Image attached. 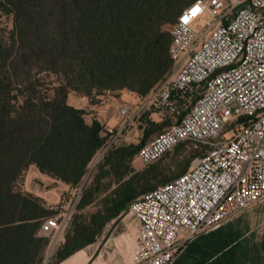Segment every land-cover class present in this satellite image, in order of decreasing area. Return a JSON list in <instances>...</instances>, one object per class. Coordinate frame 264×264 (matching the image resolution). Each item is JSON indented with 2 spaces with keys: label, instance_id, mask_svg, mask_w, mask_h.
<instances>
[{
  "label": "trees",
  "instance_id": "16d2710c",
  "mask_svg": "<svg viewBox=\"0 0 264 264\" xmlns=\"http://www.w3.org/2000/svg\"><path fill=\"white\" fill-rule=\"evenodd\" d=\"M192 1L0 0V16L13 17L10 36L0 37V264H35L36 246L42 253L48 242L40 223L50 209L16 187L23 170L34 163L75 185L102 144L101 123L88 122L85 109L68 102L69 92L90 97L129 88L144 94L163 81L172 70L164 27ZM45 72L58 83L44 82L39 76ZM139 146L121 145L108 154L120 179ZM139 174L120 182L95 227L66 235L57 262L94 241L103 223L125 212L135 197L180 173L148 187L139 185L147 174Z\"/></svg>",
  "mask_w": 264,
  "mask_h": 264
},
{
  "label": "built area",
  "instance_id": "2783aa9c",
  "mask_svg": "<svg viewBox=\"0 0 264 264\" xmlns=\"http://www.w3.org/2000/svg\"><path fill=\"white\" fill-rule=\"evenodd\" d=\"M169 57L172 75L146 93L104 90L112 101L115 94L122 99L117 113L124 120L101 129L109 136L103 149L145 111L166 112L171 121L137 149L143 165L182 141L209 147L186 171L129 203L125 228L111 242L121 264H170L184 242L264 200V0H193L172 24ZM105 100L95 98L85 113ZM70 203L62 199L60 212L40 223L54 242Z\"/></svg>",
  "mask_w": 264,
  "mask_h": 264
},
{
  "label": "rangeland",
  "instance_id": "374dc122",
  "mask_svg": "<svg viewBox=\"0 0 264 264\" xmlns=\"http://www.w3.org/2000/svg\"><path fill=\"white\" fill-rule=\"evenodd\" d=\"M186 6H184V8ZM12 29V15L1 14L0 37L6 38L10 36ZM171 29L172 24L164 27V30L170 37ZM172 73L173 69L163 81L167 80ZM39 77L47 84L52 83L56 85L58 83V78L49 72L42 73ZM115 96H117V98L113 99L114 101L111 104L115 111H111L108 115L111 119L108 122L104 120L99 121L102 129L105 128V126H110L115 130L121 126L124 120V118L117 113V106L121 103L122 99L119 98L117 94H115ZM149 113V111H145L123 127L121 133L114 138L112 144L105 150L103 146L106 144L109 136L103 133V131H100L103 136L102 144L88 163L82 179L77 184H70L68 189L63 190L62 197L57 202L47 205L46 201L41 199L43 205L50 209V212L46 216L57 215L60 212L61 207H59L58 204H60L62 199L71 200V210L67 223L61 231L57 242L52 241L54 234L40 232L41 235L48 238V242L42 253L36 246V254L34 255V259L36 260L35 264H57L56 252L64 242L66 235L75 237L76 229L84 230L82 232L85 233L90 228L95 227L106 213L107 208L116 198L117 189L122 180L134 175L135 172L140 173L138 177L142 175L144 177V175L147 174L146 177L140 179L139 185L146 187L151 186L158 182L163 176L176 175L186 171L193 163V160L208 148V143L186 140L182 144L175 145L150 165H143L141 160L135 156V152L131 157L126 159V171L123 177H121L122 179H120V171L114 170L106 161L108 154L121 145H141L155 136L159 131L163 130L171 121L170 115L166 112L153 113L152 115ZM92 119L95 118L92 117ZM25 171L26 169L23 170L21 176L16 181V187L24 192L36 195V186L38 187L40 185H38L40 181L36 179V176L28 179V176L23 175ZM52 185H54V181L47 177L41 181L40 187L43 189L49 188ZM122 215L123 214H118L116 217L103 223L93 236L96 243L105 241L107 245L110 244L109 249L112 251L113 246L111 242L125 228L124 222L127 219L122 220ZM114 254L117 255L115 252Z\"/></svg>",
  "mask_w": 264,
  "mask_h": 264
},
{
  "label": "crops",
  "instance_id": "0c3cea01",
  "mask_svg": "<svg viewBox=\"0 0 264 264\" xmlns=\"http://www.w3.org/2000/svg\"><path fill=\"white\" fill-rule=\"evenodd\" d=\"M97 97H104L106 103L99 105L92 114L85 113V119L90 122L93 117L108 122L111 119L109 113L115 109L111 106L112 98L105 96L104 90L99 93L94 91L90 97L71 91L68 102L86 109ZM23 175L28 176V179L36 176L40 185L36 186L35 193L47 205L57 202L62 197L63 190L70 187L69 183L40 171L34 163L28 165ZM47 177L54 181V185L41 189V181ZM183 236L184 233L181 232L180 237ZM109 246L105 241L96 243L94 240L57 264H121L124 258L115 255ZM170 264H264V200L244 208L215 227L184 242Z\"/></svg>",
  "mask_w": 264,
  "mask_h": 264
},
{
  "label": "snow or ice",
  "instance_id": "6c2138e0",
  "mask_svg": "<svg viewBox=\"0 0 264 264\" xmlns=\"http://www.w3.org/2000/svg\"><path fill=\"white\" fill-rule=\"evenodd\" d=\"M213 2H214V0H213ZM198 12H199V8H198V7L192 9V14H193V15L198 14ZM182 19H183V22H184V23H188V21H189V17H188L187 15H185Z\"/></svg>",
  "mask_w": 264,
  "mask_h": 264
}]
</instances>
